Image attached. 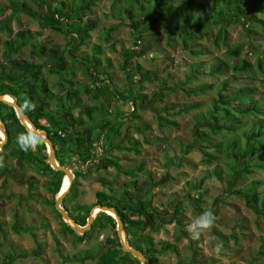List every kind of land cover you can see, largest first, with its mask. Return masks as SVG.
Instances as JSON below:
<instances>
[{"label": "rangeland", "instance_id": "obj_1", "mask_svg": "<svg viewBox=\"0 0 264 264\" xmlns=\"http://www.w3.org/2000/svg\"><path fill=\"white\" fill-rule=\"evenodd\" d=\"M72 1L71 3L77 7L76 5L83 4L85 0ZM94 2L96 4L90 16L97 20L98 28L90 34L89 40L80 46L78 40L74 42L58 30L42 27L44 17L42 14L46 13L45 9H40L39 14L34 17L24 13L11 16V10L2 11L4 7L10 5V1L0 0V23L2 21L5 24L8 23L13 38L19 31H31L34 36L32 42H35L39 47L60 46L69 50L72 42L77 45L74 52L76 59L70 58L69 61L75 69V87H81L80 89L83 91L84 104L92 106L98 102L100 104L105 103V101L104 98H101L95 102L93 94H86L83 86L92 89V91L99 87L100 91L109 92L110 90L111 94H113L112 91L115 93V98L112 99L115 101L113 111L111 110L110 113H100L99 111L95 115L99 123H110L109 129L106 130L108 135L104 139L103 150L106 152L117 151L114 147L118 148V143L112 144L115 138H120L122 144L128 143L127 145L133 149L130 152L133 151V153L140 152L145 142L149 144L148 146L145 145L146 147L143 148L140 155H135L137 158L134 156L135 159H128L131 162L130 166L136 168L132 175L124 176L122 171L115 174V169L111 172L108 169L102 171L103 174L95 176L98 177V180L104 178L108 182L113 181V179L115 181L112 182L111 191L109 190L110 187L107 186H101L100 191H94L91 188L90 191L88 189L86 192L82 191L80 196L85 199L84 206L88 204L84 212L90 210L98 201L107 204L106 197L98 199V192L105 191L109 202L114 198L117 200L126 195V188H123L126 179L130 180L127 182L129 190H133L136 185H132V183L137 181L139 187L142 186V183L148 182L149 173L156 192L153 193L152 190L148 198L165 211L163 215L165 219L169 220L172 216L175 222H166L163 226H158L159 230L153 233L148 229L146 231L150 233L157 245L163 241L175 243V238L178 235L183 237L177 245L178 254L172 252L159 254L152 264H264V222L255 211H251L245 206L246 204L241 198L233 195V193L247 189L254 182L263 184L259 188L260 191H263L264 170L246 177L242 174H233L231 169L229 170L230 163L221 158L204 163L198 146L201 141L204 142L203 139L200 141L198 138V124H203L206 122V116H211L212 101L216 98L220 85L229 78L227 75L230 76L231 72L218 77L201 75L198 76V79L187 81L191 71L200 68L198 71L209 73L210 67H215L218 62H226L230 67L235 66L243 53L251 47L252 42L247 37L246 29L239 24L228 27L229 42L227 47L222 43H219L218 46L214 45V38L219 28L205 30L188 44L192 48L186 50L187 46L183 45L178 35L172 34L173 38L169 39L162 27L158 25L145 32L141 45L136 46L135 36L137 35L133 33L131 21L127 17L122 19L119 16V10L123 5H118L116 8L115 0H94ZM131 3L132 1L128 2V5ZM133 3L137 6L136 1ZM29 5L34 6L33 3H29ZM175 7L181 9L183 5L177 4ZM74 25V21L68 23L70 31L74 30ZM111 28L115 30L107 42L105 41L106 33ZM6 40H8L7 33L0 32V58ZM261 43H263V38L258 36L252 46H258ZM112 45L115 46L116 52L111 50ZM241 45L244 47L243 53L235 57L227 56L228 50ZM96 46L100 47V53H94L93 49ZM123 50L134 52L133 65L127 70L135 75L140 66L141 72L138 71L137 74L140 78L146 73L150 75V80L141 81V86L138 88L137 85L126 79L125 73L121 70ZM19 57L37 64L45 62V58L38 59L30 56L29 45L22 50L21 56H14L13 58L18 59ZM83 57L87 58L84 63L85 67H81L80 64ZM95 58L101 60V64L97 68L99 71L97 73L98 78H95L105 80L104 83H97L96 79H91L89 70H86L88 67L92 69L93 64L91 62ZM108 60L111 61V65L108 64ZM104 69L107 73L103 72ZM43 74L48 82L54 86V94L66 92V88L60 86L63 79H69L66 73L62 78L56 74L50 75L48 68H45ZM261 80L263 82H254L258 96L264 94V79L261 78ZM200 85H211L213 88L206 94H198V92L190 94ZM117 92L125 97H129V94L138 97V117H126L124 120L122 110L129 111L133 107V104H127L128 101L132 100V97L130 96V99L128 98L125 102L118 99ZM193 105H200V108L185 111L187 107ZM27 120L25 122L28 123ZM89 123L84 128H76V130L91 129L92 124ZM160 123L164 124V128L160 126ZM230 123L228 126L231 125ZM41 124L47 126L44 119L41 120ZM145 125L149 126V129L141 134L138 129L144 128ZM122 126L126 128L121 129ZM85 134L89 136L88 132ZM4 136L5 133L0 131L2 140ZM135 137L144 142L132 143ZM234 138L231 135L219 151L225 158L228 157L229 147H232L231 144L233 143L231 140ZM216 141H222V138L218 136ZM3 156L5 155H0V157ZM10 162L11 160L5 161V164L9 163L7 165L9 168L12 166V162ZM115 163L118 161L115 160ZM140 164H142L143 169ZM233 166L232 163L231 167ZM216 170L221 171L222 176L220 178L217 177L216 172L214 174ZM11 173L13 174L12 177H8L6 179L8 182L2 183L0 187V193L3 192L7 195L6 198H0V222L2 223L0 225V264H96V262L88 259L70 262L66 258L69 259L84 250L90 249L99 253L105 248L108 238L117 241L119 236L116 224L115 227L106 225L104 228L103 226L100 231H96L97 227L94 226L87 237L90 236L91 240L81 244L77 243V239L70 232L64 231L63 218H60V213L51 203L53 201L52 193L46 187L49 182L48 178L34 171L28 164H25L21 171L20 169H12ZM121 177L125 180L119 183ZM202 179H204V183L199 190L186 187L189 182L198 186ZM28 180L34 184L32 189L26 183ZM70 182L67 184L66 191L70 188ZM62 188L63 186L61 193ZM78 195V190L71 193L76 202H78ZM197 197L202 199V203L201 200L198 203L193 201ZM73 198H69L68 202L62 206L69 210L75 220L83 223V216L77 209L78 204L74 205ZM176 209L180 211L178 216L175 213ZM206 209H211L217 217L216 225L211 233L203 236L200 241H192L186 231L187 225ZM99 211L100 209L96 208L94 216ZM102 213L100 214L101 218L104 217ZM16 215H18L21 226L24 227V230H28V233L15 234L12 231L11 226L15 222ZM178 217L182 221L181 226L178 223ZM149 224L153 225V222L149 221ZM217 245L221 246L218 253L215 250Z\"/></svg>", "mask_w": 264, "mask_h": 264}, {"label": "trees", "instance_id": "obj_2", "mask_svg": "<svg viewBox=\"0 0 264 264\" xmlns=\"http://www.w3.org/2000/svg\"><path fill=\"white\" fill-rule=\"evenodd\" d=\"M9 1L10 5L4 7L2 11L11 10V16H15L17 13H24L34 17L39 14L40 9H45L46 13L42 14L44 15L42 27L58 30L64 36L70 37L74 42L78 40L80 46H83L89 40L90 34L98 28L97 20L92 19L90 16L96 4L94 0H85L83 4L76 5L77 7L73 5L74 3H71L73 2L72 0ZM130 1L132 3L128 5ZM133 1L137 2V6ZM29 3H33L34 6L31 7ZM177 4H182L183 7L181 9L175 7ZM118 5H123L119 10V16L122 19H124L123 17H127L131 21L133 33L137 35L135 36L136 46L141 45L145 32L154 29L158 25L162 27L169 39L173 38L172 34L178 35L183 45L187 46L186 50L192 48L188 44L193 42L196 36L205 30L209 31L219 28L214 38V45L218 46L219 43H222L227 47L229 42L228 27L239 24L246 29L247 37L252 42L251 47L244 53L242 45L227 51V56L232 57L243 53L235 66L230 67L226 62H218L215 67H210L211 71L209 73L198 71L200 68L196 71H191L192 73L188 76L187 81L190 82L198 79V76L201 75L218 77L231 72L230 76L227 75L229 78L220 85L217 96L212 101L211 116H206V122L198 124V138L200 141L201 139L204 141H201L198 145L202 153L203 162H212L221 158L230 163L229 170L231 169L233 174H242L245 177L253 176L263 171L264 94L258 96L254 82H263L261 78L264 79V0H115L116 8ZM70 21H74L75 23L73 31H70L68 26ZM0 24V32L7 33L8 36V40L4 42V51L0 58V95L6 96L4 99L12 103L14 102L12 98H14L30 119V121L27 120L30 123V127L35 132L38 129L48 135L54 146L56 158L60 166L70 167L72 165L74 181L72 187H70L71 189H69V194L75 191L78 179L87 178L93 172L101 169L106 171L109 168L119 166L112 157H105L101 141H98L101 135H108L106 130L109 129L110 123H99L95 116L99 111L100 113H110L113 109L114 100L112 99L115 98V93L112 91L113 94H111L110 90L109 92L100 91L99 87L94 88L93 92L92 89L83 86L82 88L86 94H93L95 102L100 98H104L105 101V103L93 106L84 104L82 99L83 91H81V87H75V69L69 61L70 58H74L77 45L72 42L73 44H71V49L69 50H65L60 46L53 48L39 47L35 42H32L34 36L31 31H19L13 38L8 23L6 22L5 24L2 21ZM114 30V28H111L107 31L105 41L108 42L110 40V36ZM258 36L263 38V43L258 46H252ZM28 45L30 47V56L38 59L45 58V62L37 64L21 57L18 59L13 58L14 56H21L22 50ZM111 50L116 52L115 46L112 45ZM93 51L95 54L100 53V47L96 46ZM122 52L123 64L121 65V70L125 73L126 79L138 86H141V81H149V73L143 74L142 78L137 75L138 71L141 72L140 66L135 75L127 70L128 67L130 68L133 65L134 52L131 50H123ZM253 58L254 61L252 62ZM86 59V57H83L82 61H80L81 67H85L84 63L87 61ZM100 61V58H95L91 62L93 64L91 68L94 71L93 79L98 78L97 73L99 71L97 68L101 64ZM108 64L111 65L110 60H108ZM45 68H48L50 75L56 74L63 78V75L67 74L69 79H63L60 83L61 87L66 88L65 93L58 92L54 94V86L48 82L43 74V69ZM131 75L132 77H130ZM104 81L97 80L96 82L104 83ZM212 88L211 85H200L191 91L190 94H196L197 92L198 94H206ZM117 96L118 99L125 102L131 96L132 100L130 102L134 105L135 111L138 97L134 96V94H129V97H125L119 92H117ZM199 108L200 105H193L187 107L185 111L187 109ZM167 110L169 111V109ZM0 119L5 123L8 136V142L3 152L0 153V155L4 154L6 156L2 157L4 166L0 167V178L5 177L7 179L13 175L11 170L15 165H18L21 171L24 165L28 164L34 171L48 178L49 182L46 187L52 193L53 201L51 203L55 207V201L59 192L61 193L62 185V193L66 192L69 182L68 177L64 175L65 173L52 169L48 164V149L41 139V143L37 145L34 151L29 150L25 152L19 149L17 136L28 131L19 122L14 109L1 101ZM42 119L46 121L47 126L41 124ZM88 122L92 124L91 129H85L84 131L76 130V128H84ZM229 122H231V125L228 126ZM160 124L161 126L164 125ZM86 132L89 133V136L85 134ZM231 135L235 138L231 140L233 141L232 147H229L228 157L225 158L219 151H221V147L227 143ZM218 136L222 138V141H216V137ZM100 154H102L101 165H96L94 160ZM10 160L12 168L7 166L9 163L5 164V161ZM232 163L233 167H231ZM215 172L218 178L222 176L221 171L216 170L214 174ZM150 176L148 173V182L142 183L140 187L137 181L133 182L132 185L135 184L136 187L133 190H126V195L117 200L114 198V200L109 202L104 191L97 193L99 200L102 197H106L105 201L107 204L98 201L96 205H105L117 211L124 224L130 247L144 254L145 258L152 264L159 254L165 252L178 254L177 245L183 237L178 235L175 238V243L163 241L160 242V245L159 243L157 245L150 233H146V230L150 226L152 227L149 221L154 224V227L151 228V233L158 231V226H163L166 222H175L172 216H169L170 218L167 220L164 216L162 217V214L152 212L151 199L148 198L149 193L153 190ZM29 180L26 183L32 189L34 184L31 182L32 180ZM99 181L103 186L109 183L104 178L99 179ZM203 183L204 179H202L198 186L189 182L186 184V187L192 190H199ZM109 184L110 187L113 186L112 182ZM262 185L261 183L254 182L247 189L233 193V195L241 198L245 202V206L249 210L255 211L264 222V190H259ZM128 186L129 184L124 185L125 188ZM69 194L63 204L68 202L70 198ZM126 196L127 198H125ZM199 197L193 199V201L198 203L201 200L202 203V199ZM1 198H6V196H1ZM77 209L80 211L81 207L77 206ZM66 211L68 210L66 209ZM55 212L58 213L57 211ZM98 213L92 228L96 226V231H100L106 225L115 227L116 221L113 215L110 216V214L108 215L100 211ZM101 213L104 216L102 218ZM175 213L178 216L180 211L176 209ZM89 215L90 210H87L81 215L83 216V223L75 221L78 225L84 227L87 224ZM59 216L62 218L60 214ZM180 220H178V223L181 226L182 221ZM62 223L64 231L70 232L77 239V243L81 244L87 242V240H91L90 236L89 238L87 237L88 233L92 232V228L84 235H79L72 226L63 220ZM11 227L15 234L28 233V230H24V227L21 226L18 215H16L15 222ZM32 235L34 236V233ZM84 259L92 260L96 264H141L137 258L122 250L119 237L117 241L108 238L105 248L101 252L99 251V253L94 249H90L84 250L69 259L66 258L70 262H78Z\"/></svg>", "mask_w": 264, "mask_h": 264}, {"label": "crops", "instance_id": "obj_3", "mask_svg": "<svg viewBox=\"0 0 264 264\" xmlns=\"http://www.w3.org/2000/svg\"><path fill=\"white\" fill-rule=\"evenodd\" d=\"M90 68L88 67V68H86V70H89ZM89 75H90V77H91V79H93V75H94V71L92 70V69H90L89 70ZM104 73L106 72L107 73V71L104 69V71H103ZM109 74V73H108ZM104 75V74H103ZM102 77V76H101ZM104 77H105V75H104ZM103 77V78H104ZM122 83V85H124V83L123 82H121ZM97 85V84H96ZM98 86V85H97ZM139 86L137 85V88H138ZM101 99V98H100ZM99 99V100H100ZM99 100H97V101H99ZM114 103H115V101H114ZM95 104H100L99 102L98 103H95ZM95 104H93V105H95ZM127 104H132L130 101H128V103ZM92 105V106H93ZM112 111H113V109H112ZM123 111V116L125 117L124 118V120L126 119V117L128 118H132V116L134 117H138L137 116V107H136V109H135V111H134V105H133V107L132 108H130V110L129 111H127V110H122ZM111 112V111H110ZM133 114V115H132ZM161 126V125H160ZM162 128H164L163 126H161ZM126 128V127H125ZM125 128H123V126L121 127V129H125ZM149 129V126H147V125H145L144 126V128H142V129H138V131L140 130V133L141 134H144V133H142V132H146L147 130ZM145 130V131H144ZM136 133V132H135ZM135 135V134H134ZM127 136V135H126ZM126 136L124 137V139L126 138ZM136 136V135H135ZM105 135H101L100 136V138H99V140L98 141H101V145L103 146V143L105 142ZM147 138V137H146ZM1 141V140H0ZM141 141H143V140H140V139H138L137 137H135V140L132 142V143H134V144H136V143H140ZM146 141V140H145ZM144 142V141H143ZM116 143H118V148L117 147H114V149H117V151H110V152H106L105 150H104V152H105V157L106 158H110V157H113V159H114V161L115 160H117L118 161V165L119 166H117V167H112V168H109V172H111L113 169H115L114 170V172H115V174H119V172L121 173V171H122V175L124 174V176L125 175H132V172L134 173L135 171H136V168L135 167H131L130 165H131V162H129L128 161V159H130V160H133V159H135V155H140L141 153L140 152H142V150H143V148H145L146 146L145 145H149L148 143H144L145 145H143L142 146V149H141V151L140 152H136V153H133V151L132 152H130V150H133L130 146H128L127 144L128 143H123L122 144V141H120V138H115L114 140H113V142H112V144L114 145V144H116ZM105 145V144H104ZM127 145V146H126ZM1 152H3V150H1L0 151V153ZM120 152H122V153H120ZM127 152V153H126ZM135 156V157H134ZM137 158V157H136ZM102 160V154H100V156H98V158L97 159H95L94 160V162H95V164L96 165H101V161ZM125 161H127V162H125ZM140 166L142 167V169H143V166H142V164H140ZM18 169V168H17ZM105 171V170H103V169H101V170H98V171H95V172H93L89 177H87V178H84V180H82V178H80V179H78V182H77V187H76V189L75 190H78L79 191V195L77 196V198H78V202H76L75 201V199L71 196V193L69 194V196H70V198H73V200H74V205L76 206L77 204H78V206L79 207H81V210H80V215H82L83 213H84V209H85V207L86 206H88V204L86 205V206H84L85 204H84V202H85V199H84V197H81L80 195H81V192L82 191H84V192H86V190L88 189H94V191H100V189H101V186H103L102 184H100V181L98 180V177H95L97 174H103V172ZM102 172V173H101ZM129 173H131V174H129ZM145 174H147V173H145ZM74 176V175H73ZM10 177H12V175L10 176ZM92 177H94V179H92ZM125 180V178H123V177H121L120 178V181H119V183L121 182V181H124ZM69 182H70V180H68ZM74 181V180H73ZM115 180L113 179V181H109V183H111V182H114ZM4 182H8L6 179H5V177H2V178H0V187H1V184L2 183H4ZM68 182V183H69ZM92 182H94V183H92ZM127 182H130V180H128V179H126V181H125V183L126 184H128ZM71 183V182H70ZM109 183H107V187H110V184ZM123 184V183H122ZM72 185H73V183H72ZM72 185H70L71 187H72ZM63 186V185H62ZM87 187V188H86ZM123 188H125L124 187V185H123ZM69 189H71V188H69ZM91 190V191H92ZM109 190L111 191V187L109 188ZM126 190H129V186L128 187H126ZM90 191V190H89ZM103 192V191H102ZM105 192V191H104ZM156 192V190H155V187L153 188V193H155ZM99 193V192H98ZM112 193V192H111ZM67 194V195H68ZM113 194V193H112ZM2 196H7L6 195V193H3L2 192ZM67 197V196H66ZM1 198V197H0ZM82 199H83V201H82ZM171 203V202H170ZM170 203H168V204H170ZM96 204H97V202H96ZM96 204L93 206V207H95L96 206ZM93 207L90 209V213H91V210L93 209ZM151 210H152V212H155V213H159V214H162V217H163V215H164V210L161 208V207H158V205L156 206L155 205V203L154 202H152L151 201ZM68 212H69V210H68ZM70 213V212H69ZM71 215V214H70ZM72 216V215H71ZM90 216V215H89ZM98 216V215H97ZM96 216V217H97ZM72 218L74 219V217L72 216ZM164 219V218H163ZM75 220V219H74ZM154 227V224L152 225V227L150 226L149 228H148V230L149 231H151V228H153ZM146 233H148L147 231H146Z\"/></svg>", "mask_w": 264, "mask_h": 264}, {"label": "water", "instance_id": "obj_4", "mask_svg": "<svg viewBox=\"0 0 264 264\" xmlns=\"http://www.w3.org/2000/svg\"><path fill=\"white\" fill-rule=\"evenodd\" d=\"M7 96H9V95H7ZM4 97H6V96H1L0 95V101L2 103L12 107L14 109V111H15V113L17 115V118H18L19 122L21 123V125L25 129H27L28 132H32L27 127V124H25L23 122V117H27V115L23 112L22 107L11 96L10 97L14 100L13 103H9V102L5 101ZM28 120L30 121L29 118H28ZM0 121H1V119H0ZM1 123H2V127L0 128V131L5 133L6 138L3 139L2 141H0V151L4 149L5 145L8 142V136H7V133H6L5 123L3 121H1ZM36 129H37V127H36ZM36 135H38L40 137V139L43 140L44 143L47 146L46 148L48 149V161H47L48 164L52 167V169H54L56 171H61V172L65 173L64 175L69 176L71 178V182L73 183L74 176H73V173H72V165L70 167H62V166H60L58 164V161H57V158H56V153H55L54 146H53L51 140L48 138V135L45 132L40 131L38 129H37ZM41 135H44L46 137V140L42 139ZM72 183H71V185H72ZM68 193H69V191L66 194L59 193V195H58V197H57V199L55 201L56 202L55 203V208L61 214L64 222H66V223L71 222V224L69 223L70 226H72L76 230V232H78L79 235H84L86 232L91 230L92 225H93V223H94V221L96 219V216H97V215H95L94 217H92V214H93L95 208H100V210H101L100 212H105V213L111 212V213L114 214V217L113 216L112 217L115 219L116 224H117V231H118V236H119V239H120V244H121L122 250L125 253H130V255H132L135 258H137L141 262V264H150L149 260H147L145 258L144 254H142L141 252H139L136 249H133V248L129 247L128 241H127V237H126L124 224H123L120 216L118 215V213H117V211L115 209L110 208V207H106L105 205L104 206L96 205L91 210L90 216L87 219L86 226L82 227V226L78 225V223L72 218L70 213L68 211H66V209L62 206V204H63V202H64V200H65V198H66ZM123 235H125V237H123ZM124 242H126V244H124Z\"/></svg>", "mask_w": 264, "mask_h": 264}, {"label": "clouds", "instance_id": "obj_5", "mask_svg": "<svg viewBox=\"0 0 264 264\" xmlns=\"http://www.w3.org/2000/svg\"><path fill=\"white\" fill-rule=\"evenodd\" d=\"M40 143V137L34 132L21 133L17 136V144L19 149L25 152L29 150L34 151L37 145ZM3 166V158L0 157V167ZM216 221L217 217L213 211L211 209H206L187 225L186 231L189 233L192 241H200L203 236L211 233V230L216 225ZM220 249V245H217L215 248L217 253L220 251Z\"/></svg>", "mask_w": 264, "mask_h": 264}, {"label": "bare ground", "instance_id": "obj_6", "mask_svg": "<svg viewBox=\"0 0 264 264\" xmlns=\"http://www.w3.org/2000/svg\"><path fill=\"white\" fill-rule=\"evenodd\" d=\"M5 101H7V102H9V103H12V102H10L9 100H5ZM25 120H27V117H23V122L25 123V124H27V127L29 128V130L30 131H32V132H34L35 134L37 133V132H35L31 127H30V123L28 122H25ZM2 127V123H1V121H0V128ZM41 137H42V139H45L46 140V137L44 136V135H41ZM6 138V135L4 136V138L3 139H5ZM68 177V180H70L71 178L69 177V176H67ZM65 183V182H64ZM63 183V184H64ZM72 183V182H71ZM71 187V186H70ZM69 190H67L65 193H61V194H66L67 192H68ZM96 209V208H95ZM95 209H94V211H95ZM97 209H100V208H97ZM101 211V210H100ZM108 214H110V215H113L114 216V214L113 213H111V212H107ZM92 217H94V212H93V214H92ZM69 222V221H68ZM71 223V222H70ZM124 244H126V242H124Z\"/></svg>", "mask_w": 264, "mask_h": 264}, {"label": "flooded vegetation", "instance_id": "obj_7", "mask_svg": "<svg viewBox=\"0 0 264 264\" xmlns=\"http://www.w3.org/2000/svg\"><path fill=\"white\" fill-rule=\"evenodd\" d=\"M41 138H42V137H41ZM17 168H18V169H21V168L18 167V165H15V167H14L13 169H17ZM18 173H19V172H18ZM72 173H73V172H72ZM14 174H17V173H14ZM2 190H3V189H2ZM1 196H2V193H0V197H1Z\"/></svg>", "mask_w": 264, "mask_h": 264}]
</instances>
